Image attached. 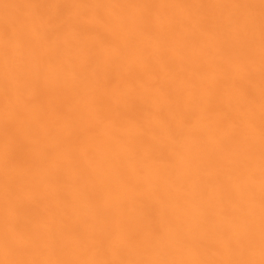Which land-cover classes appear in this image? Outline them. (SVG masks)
<instances>
[{"label": "bare ground", "instance_id": "6f19581e", "mask_svg": "<svg viewBox=\"0 0 264 264\" xmlns=\"http://www.w3.org/2000/svg\"><path fill=\"white\" fill-rule=\"evenodd\" d=\"M0 264H264V0H0Z\"/></svg>", "mask_w": 264, "mask_h": 264}]
</instances>
